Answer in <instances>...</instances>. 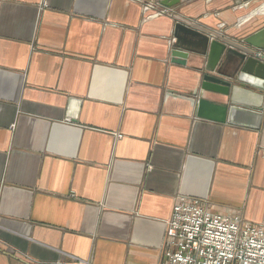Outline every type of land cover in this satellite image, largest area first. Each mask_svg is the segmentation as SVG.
I'll return each mask as SVG.
<instances>
[{
  "label": "crops",
  "instance_id": "crops-1",
  "mask_svg": "<svg viewBox=\"0 0 264 264\" xmlns=\"http://www.w3.org/2000/svg\"><path fill=\"white\" fill-rule=\"evenodd\" d=\"M161 1L0 0V264H160L179 197L264 229V111L169 95L196 86L171 50L240 48L258 0Z\"/></svg>",
  "mask_w": 264,
  "mask_h": 264
},
{
  "label": "water",
  "instance_id": "water-1",
  "mask_svg": "<svg viewBox=\"0 0 264 264\" xmlns=\"http://www.w3.org/2000/svg\"><path fill=\"white\" fill-rule=\"evenodd\" d=\"M179 4L180 0L161 1V5L168 8ZM179 34L196 32L177 23L174 36L178 42ZM170 56L174 64L189 67L196 73L194 90L187 95L169 92L171 97L190 102L199 116L204 104H212L206 98L208 93L221 96L225 99L227 124L259 129L264 111V26L242 39L240 48L212 39L201 66H191L194 59L179 46L171 50Z\"/></svg>",
  "mask_w": 264,
  "mask_h": 264
},
{
  "label": "built area",
  "instance_id": "built-area-1",
  "mask_svg": "<svg viewBox=\"0 0 264 264\" xmlns=\"http://www.w3.org/2000/svg\"><path fill=\"white\" fill-rule=\"evenodd\" d=\"M159 7L147 3L144 9L155 10L153 16L172 11ZM160 264H264V229L238 216L214 214L199 200L179 197L166 222Z\"/></svg>",
  "mask_w": 264,
  "mask_h": 264
},
{
  "label": "rangeland",
  "instance_id": "rangeland-1",
  "mask_svg": "<svg viewBox=\"0 0 264 264\" xmlns=\"http://www.w3.org/2000/svg\"><path fill=\"white\" fill-rule=\"evenodd\" d=\"M257 3H255V9L254 10H256V9H258L260 6H262V5H264V0H258V1H256ZM253 10V11H254ZM261 21L263 22V25H264V16H262V18H261Z\"/></svg>",
  "mask_w": 264,
  "mask_h": 264
},
{
  "label": "bare ground",
  "instance_id": "bare-ground-1",
  "mask_svg": "<svg viewBox=\"0 0 264 264\" xmlns=\"http://www.w3.org/2000/svg\"><path fill=\"white\" fill-rule=\"evenodd\" d=\"M255 13L264 15V5L255 10Z\"/></svg>",
  "mask_w": 264,
  "mask_h": 264
}]
</instances>
